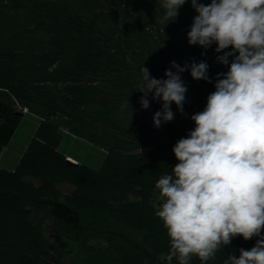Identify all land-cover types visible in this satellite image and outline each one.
<instances>
[{"label":"trees","instance_id":"obj_1","mask_svg":"<svg viewBox=\"0 0 264 264\" xmlns=\"http://www.w3.org/2000/svg\"><path fill=\"white\" fill-rule=\"evenodd\" d=\"M162 3L0 0V109L8 108L0 127L18 118L14 112L7 118L12 105L31 118L21 117L7 144L20 153L14 166L2 159L0 139V264H179L176 257L160 260L170 242L155 215V184L172 174L173 147L194 129L191 116L205 109L217 74L228 71L233 57L224 65L217 57L231 46L217 53L215 43L206 50L188 44L197 15L190 0L170 22ZM171 61L206 62L211 82L184 71V114L173 103L174 119L156 128L152 117L162 103L149 94L150 107L141 108V69L165 79ZM26 121L29 135L14 148ZM64 183L73 192L63 193ZM56 204L77 216L80 242L53 212ZM49 216L53 242L44 227ZM257 239L234 237L214 258L193 256L189 264H230V255L250 250Z\"/></svg>","mask_w":264,"mask_h":264},{"label":"clouds","instance_id":"obj_2","mask_svg":"<svg viewBox=\"0 0 264 264\" xmlns=\"http://www.w3.org/2000/svg\"><path fill=\"white\" fill-rule=\"evenodd\" d=\"M186 0H163V19L175 21ZM197 13L187 33L189 45L205 50L213 43L217 60L229 65L217 74L207 105L191 116L195 127L172 151L178 163L155 184L162 203L155 212L166 229L170 248L160 260L189 264L214 258L234 237H258L250 250L229 256L230 264H264V0H190ZM238 53V55H235ZM206 62L181 66L170 62L165 79L142 67L139 103H162L152 117L156 128L174 119L171 105L184 114L187 88L181 74L211 82ZM175 69V71H173ZM223 77V78H220ZM129 104V102L127 101ZM142 152V149H140ZM225 264H228L226 261Z\"/></svg>","mask_w":264,"mask_h":264},{"label":"rangeland","instance_id":"obj_3","mask_svg":"<svg viewBox=\"0 0 264 264\" xmlns=\"http://www.w3.org/2000/svg\"><path fill=\"white\" fill-rule=\"evenodd\" d=\"M12 107L15 111H17V110L23 111L24 113L27 111V109H23L21 106H19L17 104L12 105ZM24 117L30 118L28 115H25ZM30 125H31V123L29 121H26L23 124V126H21V128L18 130L17 137H14V139L12 140L13 141L12 143H14V145H15V146L13 145L14 148L15 147L18 148V146H21V145L23 146V142L25 141V139H27V136L29 135ZM19 158H20V153L16 149H12V148L9 149L7 147V145L5 146V148L2 152V159L9 164L8 166H14L19 161ZM71 159L73 161H76L73 158H71ZM60 189L63 193H71V192H73L75 187L71 184L64 183V184L60 185ZM161 203H162V200L159 197V195H157V197L155 199V204L157 206H160ZM53 220H54L53 217L49 216L48 218L45 219V222H44L45 233L51 242L54 241Z\"/></svg>","mask_w":264,"mask_h":264},{"label":"water","instance_id":"obj_4","mask_svg":"<svg viewBox=\"0 0 264 264\" xmlns=\"http://www.w3.org/2000/svg\"><path fill=\"white\" fill-rule=\"evenodd\" d=\"M7 109L8 108L6 106L3 109H0V117L4 116V114L7 112ZM13 112L18 115V118H16V120L11 125L3 124L0 127V139H1V141H2L4 146H6L9 143L10 139L12 138L13 134L15 133V131H16L18 125H19L21 117H23L24 114H25L23 111L10 110L7 113V118H8V116L10 117ZM68 159L70 161H73L69 157H68ZM73 162H76V161H73ZM53 212L56 213L57 215H61V217L66 219L71 224V227L68 228L67 230H68V232H70V234H71V236L73 237L74 240L80 242L81 235L78 232V229H80V227H79V224H78L77 216L75 214H73L70 211L69 208H67L66 206L61 205V204H56V207L53 210ZM55 225H56V227H58L60 229L65 226V225H63L61 223H59L58 225L57 224H55ZM74 248H77V247H73V244H71V248L70 249L74 250Z\"/></svg>","mask_w":264,"mask_h":264}]
</instances>
